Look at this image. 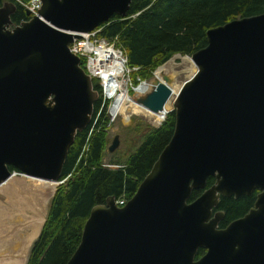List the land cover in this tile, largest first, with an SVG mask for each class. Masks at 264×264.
<instances>
[{
    "label": "water",
    "instance_id": "95a60500",
    "mask_svg": "<svg viewBox=\"0 0 264 264\" xmlns=\"http://www.w3.org/2000/svg\"><path fill=\"white\" fill-rule=\"evenodd\" d=\"M38 1L36 16L24 11L28 19L15 26L14 4L0 6V185L15 175L60 184L98 99L68 46L124 18L131 0ZM188 58L194 71L166 111L167 143L122 207L110 196L90 209L65 264H264V13L207 29ZM173 80L172 72L152 77L134 102L162 112ZM117 146L115 135L106 152ZM208 177L213 184L188 202ZM252 190V208L217 230L221 214L209 216L218 198Z\"/></svg>",
    "mask_w": 264,
    "mask_h": 264
},
{
    "label": "trees",
    "instance_id": "16d2710c",
    "mask_svg": "<svg viewBox=\"0 0 264 264\" xmlns=\"http://www.w3.org/2000/svg\"><path fill=\"white\" fill-rule=\"evenodd\" d=\"M14 4L9 20L12 26L28 19L24 10ZM264 13V0H131L124 18L112 16L95 30V40H103L118 50L124 67L130 70V81L136 86L153 76L155 68L173 55L190 56L205 45V31L234 19ZM86 71V59L80 58ZM98 99L87 127L76 133L61 168L59 180L50 197L45 219L38 236L31 243L25 264H65L76 248L80 232L90 209L107 197L127 201L148 172L158 153L167 143L173 127V114L162 125L142 135L139 145L122 164L103 167L106 150L107 119L105 101L96 78L91 79ZM101 106V108H100ZM95 123L92 124L95 116ZM13 171L12 168H9ZM213 179H206V187ZM201 190H193L188 202ZM248 197L221 198L218 209L224 212L221 225L243 215L253 201ZM202 253L198 249L195 258Z\"/></svg>",
    "mask_w": 264,
    "mask_h": 264
},
{
    "label": "rangeland",
    "instance_id": "374dc122",
    "mask_svg": "<svg viewBox=\"0 0 264 264\" xmlns=\"http://www.w3.org/2000/svg\"><path fill=\"white\" fill-rule=\"evenodd\" d=\"M107 45H104V46H106V47L110 46L109 44H107ZM98 46H95V47H98ZM114 50H115V48H114ZM84 54H85V56H88L85 53V51H84ZM91 56L94 57L95 55L92 54ZM121 57H122V55H121ZM185 57H188V56L173 55L168 59L169 61L173 60V65L168 70L172 73H174L175 71L178 73V76L176 78L175 83L181 84L186 78H188V76H190V74L193 73L194 66H191L189 63H184L182 61V58H185ZM122 59H123V57H122ZM86 60H87V58H86ZM88 60H89V56H88ZM96 63H97V60H96ZM93 66L97 67V66H99V63H97V65H95V63H94ZM123 66H124V64H123ZM90 69H91V66H90ZM168 70L166 72H169ZM130 75H131L130 70L125 71V69L123 68V75L118 78V82H120L121 88L127 94L128 97L135 98L137 94L135 93L134 89L137 87L138 84L136 86H132L131 81H130ZM152 77H154V76L151 75V78L145 80L144 84L147 83L149 85ZM144 84L139 85V87L144 85ZM172 100H173V98L170 101V106H169L170 109L172 108ZM100 102L102 103V100H100ZM112 103H113L112 99H109V101H107L106 105H104V114H105V117H106L107 122H108V125L106 128L107 129V131H106V141H107L106 147L110 144L111 139L115 135L118 136V146L111 153H108L105 150V154H104V157L102 159V164H103L102 166H104L106 168L114 169V168L119 166L116 164H122L123 161L125 160V158L130 153H132L133 150L139 145V143L142 139L141 137L146 131H148L150 129L159 128L164 121H162L160 124H156L155 120L153 118L147 116L145 113H143L141 110H139V108H136L135 110L132 109L131 110L132 112L130 111L131 114L127 113L126 108H125L123 113L117 114V115H115L114 118H111L109 107H110V105H112ZM127 108H130V107H127ZM128 115H129V117H128ZM126 116H127V119H125ZM166 117H167V115L165 114V118ZM165 118H164V120H165ZM8 183H10L9 191L0 192V225H1L0 226V236L3 238L4 237L6 238V236H7L6 239H3V241L6 244L3 243L4 246L1 244V247H6L8 245H11V248H10L11 251H12L13 247H14V250H13L12 254H10V255H12L11 257H10V255H7L6 253H4L3 250H0L1 251L0 259L2 260V261L0 260V262L3 263L5 261H8L11 258L9 263H12L11 260H13V257H15V256L17 257L18 255L20 256L18 251L23 250V248H21V247H23L25 242L30 238V236H32L30 241H29L30 243L26 247L25 255L21 261V264H25L29 247L39 233L40 226L43 223L45 216H46L47 207H48V203H49L51 194L54 192V189L57 187V185L54 186V188L50 194H48V192L47 193L45 192V194L47 196L45 198V202H42L41 201L42 199L40 197H39L40 200H37V199H39L37 197V194H40L41 192H40V189L37 190L38 187L35 186V185H37V182L35 180H31V179H27V178L15 175V176H13L12 179L8 180ZM31 186H32V188H31ZM31 191L33 193L35 192L34 195L31 194L32 199L34 198L33 202H30L32 199L29 198L30 197L28 195L29 193H27V192H31ZM25 194L28 197H26ZM27 199L30 201H28ZM20 200L21 201L23 200L22 201L23 203ZM34 202H35V204H34ZM37 203H38V206H36ZM42 203H44V204L40 205ZM30 204H32V205H30ZM15 205H17V206H15ZM39 205H40V208H39ZM18 206L20 207L19 209H18ZM21 207H23V208H21ZM33 208H35V210L30 211ZM13 209L15 212L13 211ZM16 210L18 213L16 212ZM36 210H38V211H36ZM10 211H11V213H9ZM11 214H14L13 218H11L12 217ZM6 217L9 219H7ZM4 221L6 224L2 223ZM35 221L36 222L38 221L39 223L37 224ZM33 224H37L38 227L35 229L34 232H31L32 231L31 225H33ZM7 228L8 229L10 228V229L8 230ZM4 235H6V236H4ZM28 236H29V238H28ZM10 237H11V239H10ZM6 240H8L9 242ZM8 243H10V244H8ZM18 245H19V247H17Z\"/></svg>",
    "mask_w": 264,
    "mask_h": 264
},
{
    "label": "bare ground",
    "instance_id": "6f19581e",
    "mask_svg": "<svg viewBox=\"0 0 264 264\" xmlns=\"http://www.w3.org/2000/svg\"><path fill=\"white\" fill-rule=\"evenodd\" d=\"M83 36V38H87V36H85V35H82ZM95 40V39H94ZM93 40V41H94ZM88 42V41H87ZM89 43V42H88ZM69 47V46H68ZM83 49H84V51H85V53L89 56V60H88V64H87V67H86V71H88L89 70V73L92 75V76H99V77H112V78H119V77H121L122 75H123V68L125 69V67L123 66V61H122V59H121V57L119 56V54L115 51V50H113V49H111V48H109V47H106V46H104L103 44H100L98 47H93V46H91L90 44H84L83 45ZM84 51H83V54H84ZM92 54H94L95 56L94 57H92L91 55ZM85 55V54H84ZM79 57V56H78ZM80 58L81 57H79V60H80ZM82 58H84V57H82ZM96 60H97V63H99V66H97V67H94L93 65H94V63H95V65H97V63H96ZM169 61V60H168ZM167 61V62H168ZM182 61L184 62V63H189L191 66H193V64L191 63V61H190V59L188 58V57H185V58H182ZM166 62V63H167ZM166 63H164L162 66H160L159 68H157L155 71H154V73H153V79H155V80H158V81H160V75L161 74H166L167 72V70L168 69H170L171 68V66L173 65V60H170L167 64ZM166 64V65H165ZM90 66H91V69H90ZM125 71H128L127 69H125ZM169 71V70H168ZM194 71V70H193ZM170 72V71H169ZM156 73V74H155ZM174 80H173V83H171V85L169 86V88H170V90H171V95H170V97L168 98V100L166 101V103H165V105H164V108H163V111L162 112H159V113H156V114H154V113H150V112H148V111H146L145 109H143L142 107H140L139 105H137L135 102H134V98H130V97H128L127 96V94L123 91V89L121 88V84H120V82L118 83H116V84H114L112 87H110V88H114V89H112L107 95H108V99H106L105 101H109V99H112V105H110V107H109V111H110V116H111V118H114V116L115 115H117V114H121V113H123L124 112V110H125V108H126V112L127 113H130V111L133 109V110H135L136 108H139V110H141L143 113H145L147 116H149V117H151V118H153L154 120H155V123L156 124H160L162 121H164V118H165V114H166V111H168L169 109H170V101H171V99L174 97V95L177 93V91H178V89H179V87H180V84L179 83H175V81H176V78H177V76H178V73L175 71L174 73ZM145 82L143 81V83H140L139 85H141V84H144ZM139 85L134 89L135 90V93L137 94L136 96H138V95H140V94H142V93H145V92H147L148 90H149V85L146 83V84H144V85H142V86H140L139 87ZM101 90V89H100ZM115 91V93H114V95H113V92ZM113 95V96H112ZM112 96V97H111ZM106 97V96H105ZM104 101V102H105ZM103 102V103H104ZM127 107H130V108H127ZM132 112V111H131ZM131 114V113H130ZM129 114V115H130ZM129 115H128V117H129ZM125 119H127V116L125 117ZM22 177V176H21ZM13 178V176L10 178V179H12ZM24 178H26V177H24ZM9 179V180H10ZM27 179H31V178H27ZM31 180H35L36 182H37V185H35L36 187H38L37 188V190L38 189H40V194H37V197L39 198H41L42 200V202H45V198H46V194H45V192L47 193L48 192V194H50L51 192H52V190H53V188H54V186H55V184H53V183H50V182H43V181H40V180H36V179H31ZM60 181V180H59ZM64 180H62V181H60V184L63 182ZM33 186V185H32ZM32 186H31V188H32ZM34 186V187H35ZM9 188H10V183H8V180L6 181V182H4L3 184H1L0 185V192H7V191H9ZM36 190V191H37ZM34 191V190H33ZM27 193H29L28 195L30 196L29 198H31L32 199V195L31 194H33L34 195V193L31 191V192H27ZM19 194V193H18ZM20 195V194H19ZM22 195V194H21ZM26 195V194H25ZM17 197V196H16ZM26 197H28L27 195H26ZM22 198V197H21ZM20 198V199H21ZM40 198L39 199H37V200H40ZM16 199V198H15ZM24 199V198H23ZM28 200V199H27ZM33 200H34V198L30 201V200H28V201H30V202H33ZM16 201V200H15ZM21 201V200H20ZM23 201V200H22ZM21 201V202H22ZM26 201V200H25ZM20 203V202H19ZM23 203V202H22ZM29 203V202H28ZM12 204V203H11ZM26 204V203H25ZM34 204H35V202H34ZM44 203H42V204H40V205H43ZM30 205H32V204H30ZM40 205H39V208H40ZM15 206H17V205H15ZM35 206V205H34ZM36 206H38V203H37V205ZM20 207L18 206V209H19ZM21 208H23V207H21ZM27 208V207H26ZM29 209V208H28ZM23 210V209H22ZM33 210H35V208H33V209H31L30 211H33ZM13 211H14V209H13ZM36 211H38V210H36ZM15 212V211H14ZM13 212V213H14ZM16 212H17V210H16ZM20 212V211H19ZM35 212V211H34ZM9 213H11V211L9 212ZM18 213V212H17ZM21 213V212H20ZM36 213V212H35ZM12 215V217L11 218H13L14 216V214H11ZM9 217V216H8ZM37 217V216H36ZM7 218V217H6ZM7 219H9V218H7ZM37 219V218H36ZM40 219V218H39ZM13 220V219H12ZM36 222V221H35ZM2 223H5V221L4 222H2ZM30 223V222H29ZM28 223V224H29ZM37 224L39 223L38 221L36 222ZM6 224V223H5ZM37 224H33V225H31L32 227V231L31 232H34L35 231V229L38 227V225ZM1 226V225H0ZM19 227V226H18ZM2 229V228H1ZM8 229V228H7ZM10 229V228H9ZM8 229V230H9ZM31 230V229H30ZM14 231V230H13ZM7 233V232H6ZM5 233V234H6ZM10 233V232H9ZM8 233V234H9ZM15 233V232H14ZM33 235V234H32ZM4 236H6V235H4ZM31 237L32 236H30V238H29V236H28V240L25 242V244L23 245V247H21V248H23V250L22 251H18L19 252V254H20V256L18 257H13V260H11L12 261V263H9L10 262V259L8 260V261H5V262H0V264H21V261H22V259H23V257H24V255H25V251H26V247L28 246V244L30 243L29 241H30V239H31ZM6 238H7V236H6ZM5 237L3 238V237H1L0 236V250H3V252L4 253H6L7 255H10V254H12V252H13V250H14V247H13V249H12V251H11V245H8V246H6V247H1V244L3 245V243H5L4 241H3V239H6ZM10 239H11V237H10ZM26 240V239H25ZM24 240V241H25ZM6 241H8V240H6ZM9 242V241H8ZM12 242V241H11ZM6 244V243H5ZM8 244H10V243H8ZM4 246V245H3ZM17 247H19V245L17 246ZM20 249V248H19ZM0 253H1V251H0ZM3 253V254H4ZM12 255H10V257H11ZM8 258V257H7ZM1 260V259H0ZM2 261V260H1Z\"/></svg>",
    "mask_w": 264,
    "mask_h": 264
},
{
    "label": "built area",
    "instance_id": "2783aa9c",
    "mask_svg": "<svg viewBox=\"0 0 264 264\" xmlns=\"http://www.w3.org/2000/svg\"><path fill=\"white\" fill-rule=\"evenodd\" d=\"M14 2H16L20 7H22L24 9V11H26L29 14V17L31 16H36L37 10L39 9L40 3L38 0H13ZM97 32V30H94L92 33L87 34L85 36H87V38H83V36L79 39H75L73 40V42L69 45V51L79 57H84L85 59L87 58L88 60V56H85L83 54V45L84 44H90L91 46L95 47L98 46L99 44H103V45H107L103 40H94V34ZM94 40V41H93ZM89 43H88V42ZM93 41V42H92ZM108 46V45H107ZM111 49H113V46L110 45L109 46ZM114 50V49H113ZM117 53L119 52L118 50H115ZM120 53V52H119ZM118 53V54H119ZM121 54V53H120ZM121 57V56H120ZM86 60V65L85 68L87 67L88 61ZM124 64V63H123ZM87 70V69H86ZM89 72V70H88ZM92 78H96L98 80V85L101 89V106L103 104V102L108 99V93L114 89V88H110L112 87L114 84H116L118 82V78H112V77H99V76H93ZM119 83V82H118ZM115 91L113 92L114 95ZM112 95V96H113ZM106 96V97H105ZM111 96V97H112ZM100 106V108H101ZM98 114H96L94 120L92 121V126L95 123V119L97 117ZM115 117V116H114ZM104 167V166H103ZM124 204V200L123 199H119L115 202V205L117 207H121Z\"/></svg>",
    "mask_w": 264,
    "mask_h": 264
},
{
    "label": "flooded vegetation",
    "instance_id": "af4514ba",
    "mask_svg": "<svg viewBox=\"0 0 264 264\" xmlns=\"http://www.w3.org/2000/svg\"><path fill=\"white\" fill-rule=\"evenodd\" d=\"M210 178H212V177H210ZM212 179H213V178H212ZM213 182H214V179H213ZM213 182H212V184H213ZM212 184H211V185H212ZM211 185H210V186H211ZM210 186L206 187V181H205V185H204V187L202 188V191H201V192L207 190ZM192 191H193V190H192ZM201 192H200V193H201ZM257 193H258L257 190H252L248 195L240 196V197H248V196H250L251 194H253V198H254V199H253V201H252V204H251V206L248 207V209L246 210L245 213H247L248 210L252 208ZM240 197H238V198H240ZM221 198H226V197H221V196H220V197L218 198V203H217V205H216L214 208H212V209L210 210V216H209V218L211 219L215 213H220V214H221L220 219H219V221H218L217 224H216V229H217V230H222V229H224V228H225V227H226L231 221L236 220V219L242 217V216L245 214V213H244V214L241 215L240 217H238V218H236V219H233V220L229 221L228 223H226V224H224V225H221L222 219H223V217H224V212H223L221 209H218V205H219V202H220V199H221ZM229 198H232V197H229ZM238 198H236V199H238ZM232 199H233V198H232ZM236 199H234V200H236ZM115 202H116V201H115ZM125 202H126V201H124V203H125ZM123 205H124V204H123ZM123 205H122V206H123ZM122 206H121V207H122ZM197 250H198V249H197ZM197 250H196V252H197ZM201 250H202V253H201L198 257H196V258H195V256H194V260H197L201 255L204 254L205 249L202 248ZM195 255H196V253H195Z\"/></svg>",
    "mask_w": 264,
    "mask_h": 264
}]
</instances>
